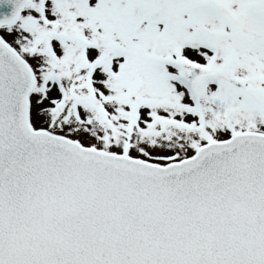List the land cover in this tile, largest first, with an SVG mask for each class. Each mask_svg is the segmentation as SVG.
<instances>
[{
	"label": "snow or ice",
	"instance_id": "1",
	"mask_svg": "<svg viewBox=\"0 0 264 264\" xmlns=\"http://www.w3.org/2000/svg\"><path fill=\"white\" fill-rule=\"evenodd\" d=\"M0 264H264V0H0Z\"/></svg>",
	"mask_w": 264,
	"mask_h": 264
}]
</instances>
